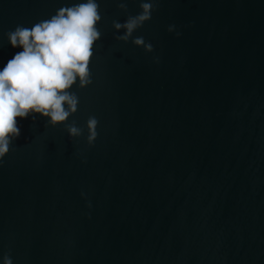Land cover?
Returning <instances> with one entry per match:
<instances>
[{
  "label": "water",
  "instance_id": "obj_1",
  "mask_svg": "<svg viewBox=\"0 0 264 264\" xmlns=\"http://www.w3.org/2000/svg\"><path fill=\"white\" fill-rule=\"evenodd\" d=\"M80 2L0 0V70L10 31ZM97 2L77 111L17 118L0 159V264H264V0H158L127 43L141 0Z\"/></svg>",
  "mask_w": 264,
  "mask_h": 264
},
{
  "label": "clouds",
  "instance_id": "obj_2",
  "mask_svg": "<svg viewBox=\"0 0 264 264\" xmlns=\"http://www.w3.org/2000/svg\"><path fill=\"white\" fill-rule=\"evenodd\" d=\"M158 0H141L139 14L129 15L124 23L113 21L115 39L127 43L133 33L148 22L156 10ZM127 11L126 3L119 4ZM97 0H83L72 6L61 7L51 18L25 27L18 25L7 34L13 48H21L0 70V159L20 135L17 118L39 114L55 127L64 124L77 111L79 97L70 89L78 82L83 89L91 83L89 65L95 43L102 33L97 28L101 21ZM169 32L173 31L170 26ZM136 47L146 53L153 51L144 38L132 39ZM98 121L89 117L86 123L87 141L97 136ZM69 137H79L83 129L75 122L67 125ZM3 264H11L8 257Z\"/></svg>",
  "mask_w": 264,
  "mask_h": 264
}]
</instances>
